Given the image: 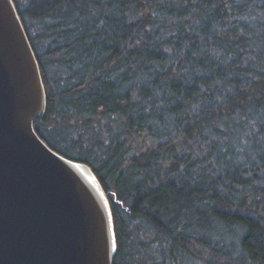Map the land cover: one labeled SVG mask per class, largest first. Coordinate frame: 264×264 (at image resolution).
Here are the masks:
<instances>
[{"label":"trees","instance_id":"trees-1","mask_svg":"<svg viewBox=\"0 0 264 264\" xmlns=\"http://www.w3.org/2000/svg\"><path fill=\"white\" fill-rule=\"evenodd\" d=\"M34 123L111 203L113 264H264V0H13Z\"/></svg>","mask_w":264,"mask_h":264},{"label":"water","instance_id":"water-1","mask_svg":"<svg viewBox=\"0 0 264 264\" xmlns=\"http://www.w3.org/2000/svg\"><path fill=\"white\" fill-rule=\"evenodd\" d=\"M47 95L13 0H0V264H113L114 216L86 163L52 150L34 123Z\"/></svg>","mask_w":264,"mask_h":264}]
</instances>
